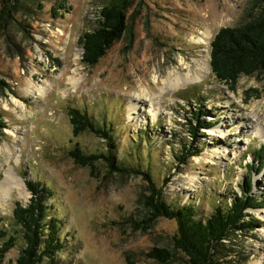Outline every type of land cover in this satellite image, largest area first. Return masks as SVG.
<instances>
[{"label":"rangeland","instance_id":"1","mask_svg":"<svg viewBox=\"0 0 264 264\" xmlns=\"http://www.w3.org/2000/svg\"><path fill=\"white\" fill-rule=\"evenodd\" d=\"M104 2L29 0L31 10L0 29V79L5 83L0 89L5 122L0 184L5 169L24 183L23 195L17 189L0 195V229L7 234L0 248L4 240L16 238L0 254V264H16L24 244L13 209L17 202H29L28 181L51 189L48 212L61 221L63 247L54 262L46 258L41 264H126L127 258L134 264H190L176 250L167 263L148 255L154 247L172 248L176 223L166 217L148 221L144 197L149 193L141 175L111 173L104 159L83 166L71 154L76 148L84 154L111 151L122 165L147 169L168 202H194L203 217L218 200L240 195L247 170L260 165L254 152L264 140L250 132L255 124L264 125V71L241 75L231 90L210 68L211 40L220 28L242 20L249 0H133L122 37L88 65L79 38L97 27ZM61 3L65 7L58 9ZM205 57L209 72L196 81L177 89L163 83L167 69L181 60L187 71ZM73 75L78 78L74 86L68 81ZM45 82L50 86L41 97L28 92ZM251 88L258 96L246 99ZM138 93H153L160 111L154 113L148 102L129 115L133 98L142 100ZM69 107L80 108L96 127L109 130L116 147L109 150L110 140L91 130L75 135ZM200 110L211 126L199 129L195 138L190 128ZM183 147L195 154L180 164L175 157ZM6 148L12 150L9 156ZM251 176L252 194L263 198L264 163ZM164 177L169 181L163 183ZM247 212L260 224L224 240L225 264H264V206Z\"/></svg>","mask_w":264,"mask_h":264},{"label":"trees","instance_id":"2","mask_svg":"<svg viewBox=\"0 0 264 264\" xmlns=\"http://www.w3.org/2000/svg\"><path fill=\"white\" fill-rule=\"evenodd\" d=\"M133 0H105L99 10L97 27L84 32L79 38L82 46V61L88 65H94L105 55L111 45L120 39L127 29V11ZM58 9L64 8L63 3L57 5ZM56 9V7H54ZM57 9V10H58ZM29 0H1L0 3V29L18 22V14L29 12ZM55 13V12H54ZM24 27V24H22ZM210 68L216 79L235 90L238 78L241 75L253 76L264 71V0H249L248 7L242 20L235 26L220 28L210 42ZM5 83L0 79V89L3 91ZM257 89L251 88L245 92L246 99L258 96ZM68 115L73 127V133L79 134L85 130H91L109 141V150L115 148V142L111 141V132L96 127L91 118L80 108H68ZM200 110L193 114L194 125L191 126V134L197 138V131L211 126L205 122ZM4 120L0 112V129L4 126ZM175 159L180 163H186L189 156L195 154L188 152L185 147ZM197 150V149H196ZM75 161L83 166H95L100 159L106 161L111 173L129 175L135 172L147 182L148 195L145 194L144 205L150 214L148 221L158 217L173 219L176 223V233L172 237V248L154 247L148 255L160 263H167L174 259L175 250L182 252L190 264H225L223 247L224 240L232 233L244 229L252 230L259 226V221L247 212L249 208L264 206V197L259 198L252 194V173L259 172L264 163V145L255 149L254 155L260 160V165L247 170L240 186V195L234 194L225 203L218 200L213 211L203 217L197 210L194 202L171 203L163 195L162 187L154 182L147 169L139 165H122L115 157V153L109 154H84L79 148L71 153ZM169 181L163 178V183ZM31 191V198L24 206L17 202L13 209V217L20 226L23 246L19 251L16 264H41L46 258L55 261L56 253L63 247L60 239L61 221L54 214L48 212L51 208L49 197L51 189L42 182H27ZM6 232L0 229V239ZM16 238L10 237L3 241L0 254L3 256L15 245ZM223 246V247H222ZM126 264H134L127 258Z\"/></svg>","mask_w":264,"mask_h":264},{"label":"bare ground","instance_id":"3","mask_svg":"<svg viewBox=\"0 0 264 264\" xmlns=\"http://www.w3.org/2000/svg\"><path fill=\"white\" fill-rule=\"evenodd\" d=\"M182 65H184L182 63V60L180 61V63L178 64V67L175 68H171V69H167V72L163 78V83L166 85V87L168 86L169 89H177L179 87H181L182 85L186 84L187 82L190 81H196L198 78L203 76L204 72H209V60L207 57H205V59L201 60V61H197L195 63V65H193L194 70L191 69L190 66H188V70L184 71L185 67ZM76 69V68H75ZM73 69V70H75ZM72 70V71H73ZM75 72V71H74ZM154 80H156V77L153 76ZM68 81L69 83H71L73 86L76 84V82L78 81V78L73 76L68 77ZM158 81V80H156ZM50 86V84L48 82H45V86L43 87H34V88H30L28 89V92L30 91L31 94L33 95V97L37 98V97H41L43 95V93L45 92V90ZM139 96H142L141 99L139 100L138 98H133V101H131V104L129 106V115L133 114V111L138 112V109H140V107L148 102H151L150 107L151 110L154 111V113H158L160 111L159 107H156L155 104L156 102L153 101L154 99H156L157 97H155L153 95V93H151L150 95H146L143 93H138ZM144 97V98H143ZM155 97V98H154ZM253 127V126H252ZM254 130L252 132H250V136H261L264 140V125H260V124H255L254 125ZM220 135V134H219ZM12 150H10V148H6V155L9 156L11 154ZM12 189H17L18 192H20L21 195H23V191H24V183L21 180L20 177H18L14 172H12L11 170H6L5 169V178L3 179V181L0 184V195L1 196H5L7 195ZM2 198V197H1ZM7 198V197H6Z\"/></svg>","mask_w":264,"mask_h":264}]
</instances>
